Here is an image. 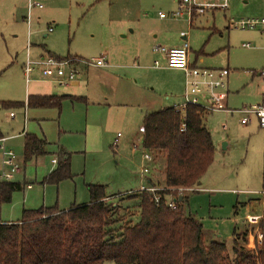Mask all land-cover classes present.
<instances>
[{"label": "rangeland", "instance_id": "rangeland-1", "mask_svg": "<svg viewBox=\"0 0 264 264\" xmlns=\"http://www.w3.org/2000/svg\"><path fill=\"white\" fill-rule=\"evenodd\" d=\"M29 3H37L41 7L29 8ZM249 6L244 0L230 1L225 16L223 12H217L213 21L206 15L201 23L197 20L189 27L186 22L158 17L159 12L168 13L173 9V0H0V66L7 69L10 77L6 86L0 83V97L6 98L0 100L22 102L27 92L31 95L66 94L57 92V88L66 85H57L56 78L55 81H45L38 69L29 76L25 75L27 44L31 60L43 55L85 59L104 55L108 67L99 70L109 72L102 82L93 81L89 91L76 89L82 94H77L71 101L64 99L60 111L56 108H30L25 123L22 116L24 107L5 111L0 106L2 134H18L24 129L26 133L45 138L50 143L47 154L24 164L25 179L32 185L29 189L24 185L23 190L12 193L10 202L0 204V220L16 221L24 208L57 206L67 209L73 203L88 202L89 183L106 185V192L113 194L106 201L108 203L122 205L132 200L134 205L126 208L117 206V209L122 208L125 213L129 209L128 214L135 215L137 219L136 200L121 194L136 190L141 184L140 155H132L127 143L130 134L137 130L141 117H138L136 109L126 104L146 103V110L151 111L183 102L184 74L152 67L154 60H162V56L154 53L152 48L156 45L179 46L182 43L168 44L178 38L180 29L186 31L191 56L202 53V61L197 65L230 69L228 89L233 94L228 96V106L239 107L245 97L244 89L248 92L257 89V84L250 85L249 80L252 76L259 79L256 73L264 66L263 26L242 29L239 24L241 20L259 19L247 14ZM50 27L51 32L48 31ZM161 29H174L162 32L161 38L165 37L168 41L146 38L141 59L121 58L120 53L129 45L127 38H131L132 31L138 34L141 30L156 33ZM133 63L139 64V69L133 68ZM88 68L87 74L97 71L96 68ZM84 69L78 76L80 80L85 79ZM166 95L170 96L169 100L165 99ZM10 111L16 114L12 120L8 118ZM237 119L236 114L231 116L224 111H215L205 115L203 122L209 128L214 143L219 145L226 138L241 132ZM118 132L122 134V143L117 148L112 141ZM7 144L23 161V136H17ZM57 146L70 153L72 177L57 184H43V178L54 168L52 151ZM163 167L164 160L157 157L152 174L157 186H164ZM210 173V170L206 172L201 185L197 186L202 191L186 193L188 199L184 211L201 222L205 242H209L211 237V240L223 241L229 248L234 225L242 221L248 212L243 204L260 195L240 191L250 190L251 187L234 180L233 172L227 174L230 178L228 182L220 178L213 180ZM14 181L24 183L23 173L16 175ZM233 189L238 191H231ZM236 202L242 204L237 215L234 213ZM256 213L253 211L251 215ZM116 214L119 217L122 215L120 210ZM247 230L253 232L251 227ZM231 250L230 247V257Z\"/></svg>", "mask_w": 264, "mask_h": 264}, {"label": "trees", "instance_id": "trees-1", "mask_svg": "<svg viewBox=\"0 0 264 264\" xmlns=\"http://www.w3.org/2000/svg\"><path fill=\"white\" fill-rule=\"evenodd\" d=\"M65 96L29 95L26 102H0L2 108H56L61 110ZM75 98V97H74ZM207 115L201 107L188 105L185 111L173 107L144 115L143 148L153 159L164 160V187L159 202L146 192L129 195L138 199L135 222L120 221L117 206L106 202L105 185L87 184L89 201L72 204L65 210L57 206L22 209L18 221H0V264H264L262 239L253 249L233 230L230 257L220 241L205 244L203 225L184 211L187 195L176 196L179 187L198 186L213 162L215 147L203 125ZM44 139L25 133L24 164L45 154ZM70 154L57 152L56 168L43 178V184H57L71 178ZM20 183L1 186L0 204L11 201ZM172 196L176 207L166 205ZM123 220V219H121ZM124 223V224H123ZM123 224V225H122Z\"/></svg>", "mask_w": 264, "mask_h": 264}, {"label": "crops", "instance_id": "crops-1", "mask_svg": "<svg viewBox=\"0 0 264 264\" xmlns=\"http://www.w3.org/2000/svg\"><path fill=\"white\" fill-rule=\"evenodd\" d=\"M230 1L232 2L233 0H229V3H230ZM173 3H174V7H175L174 0H173ZM244 3H247L250 5L248 7L249 8V12L247 13L248 15H250L254 18H259V19L264 18V0H250V1L244 0ZM174 7H173V9H174ZM171 11H169V12H171ZM216 13L217 12L212 13V14H208V17L214 21ZM223 16H225V12H223ZM160 19H162V18H160ZM201 19L202 18H200L198 20V21H200V23H201ZM170 20H174V19H170ZM178 21L185 22L183 20H178ZM259 26H262V25H259ZM261 29L264 31V26ZM167 30H174V29H161V30H158L156 33H154L153 31L152 32L151 31L145 32V31L141 30L139 34L132 31L131 32V34H132L131 38H129V37L127 38L129 45L127 46L125 51H121V53H120L121 58H125V59L130 58L132 61L141 59L143 56L142 46H143V43L146 42V38H148L150 41H152L153 39H162L163 41H168V39H166L165 37L161 38L162 32L167 31ZM179 31H178V38H176L173 42L169 41V43H171V44H168V45H172V44L179 45L180 43L183 42V40H187V42L189 41V35L187 34L186 39L182 38L180 36V32L183 30H181L180 32ZM44 36H46V35H44ZM263 50H264V46H263ZM189 51H190V53H189L190 62L197 67H201V66L197 65V62L202 61V57H201L202 53L201 54L200 53L194 54V57H192L191 56L192 52H191L190 48H189ZM47 52L51 53L50 51H47ZM154 53L160 54L157 52H154ZM160 55L162 56V60H159V59L158 60L160 61L161 66L160 67H154L152 65V67L158 68V69L162 68V70H164V71H180L177 69H169V68L165 67V57L162 54H160ZM101 57H103L106 62L108 61L104 55H102ZM131 66L133 68H135L136 70L139 69V64L133 63V65H131ZM84 68H86V67H84ZM93 68H96L97 71L96 72L89 71L87 74V70L89 68L84 69L83 71L84 72L86 71L85 73L83 72L84 73L83 76H85L84 80H80V78H77V80L70 83V85H66L63 88L62 87L57 88V92L58 93H60V92L66 93L62 96H65L66 97L65 99H67L69 101L70 99L74 98L77 94H79V95L82 94V93L76 92V89H84L86 91H89L90 90L89 86L93 83V81H96V82L101 81L102 82V79L107 77V75H105V74H109V72H107V71H105V73H104V72H101L99 70V69L106 68V67H93ZM180 72H182V71H180ZM230 72L231 71L229 69V74H230ZM229 74L226 77V94H227V96H226V99L224 101L225 105L228 109L234 110V109H238L242 106L256 105V104H260L262 102L263 94H264V81L261 77H259V79H257L258 77L252 76V78H250V80H249V84L250 85H252L254 83L257 84V86H256L257 89L253 92H248L247 89H244L245 97H243V99L241 101V105L239 107H235V108L230 107L229 108L228 96L230 95V93L233 94V92H230L228 89ZM41 78L46 79V78H43L42 76H41ZM9 80H10V77L8 76L7 69L4 68V66H0V83H2L3 86H6L9 83ZM114 80L117 81L119 79H114ZM45 81H48V79H46ZM73 84H76V85H73ZM183 87H184V83H183ZM244 87H248V86L245 85ZM86 88H88V89H86ZM53 90H54V87H53ZM35 93H37V92H35ZM46 94H40V95H46ZM29 95H31L29 92L25 93L24 101H22V103L26 102V99ZM34 95H39V94H34ZM53 95L59 96L57 94H53ZM182 95H183V92H182ZM182 95H181V98L183 99ZM0 99H6V98L0 97ZM165 99L169 100L170 96L166 95ZM84 100L86 102V99H84ZM2 101L6 102L4 100H0V102H2ZM146 105H147L146 103L145 104H137V105L136 104H130V105L126 104V106H132L133 109H136L138 117L139 118L141 117V122H140L137 130L135 132H132L130 134V138L127 140L128 145L131 147L130 153L136 157L138 155H140V168L144 165V162L142 161V154L145 151V149L142 146V142H143V131H141L142 120H143V117L145 114L151 113V111L152 112L157 111V110L147 111ZM167 107H172V106H166L163 108H167ZM163 108H160V109H163ZM2 109H4L5 111L8 110L7 108H2ZM10 109H12V108H10ZM29 109L30 108H28L27 106L24 107V110H23L24 112L22 115L24 123L26 122L27 110H29ZM160 109H158V110H160ZM9 113H8L9 119L12 120L16 117V114L13 118L10 117ZM226 113L230 114L231 116L233 114H236L239 118V114H237V113H234V112H226ZM237 123H238L237 126L241 132L238 134H234V136H232L231 138L230 137L226 138V141L220 142L219 145H216L214 143L213 137L211 135L212 141H213V144L215 147V154H214L213 162L209 166V168L207 169L206 172H209V170H210L211 173L209 176H211L213 178V180L215 178H218V179L220 178V179H224L226 182H228L230 180V178L227 176V174H229V172H233L234 174H232V176L234 177V180H236V181L240 180L239 184H243L247 187H251L250 190L249 189H242L240 191H245V194H248V195H254V194L260 195L257 193V191H260L264 185V130L259 126V124L257 123L255 118H253L252 121L247 125H241L239 123L238 119H237ZM203 125L205 126V128H207L206 124L204 122H203ZM207 129L209 130V128H207ZM20 132H24V135L26 133L24 129ZM209 132H210V130H209ZM18 134L4 135L0 132V135H3V136H12V135H18ZM210 134H211V132H210ZM24 135H23V142H24ZM36 137H38V136H36ZM121 137H122V134L120 132H118L116 134V137L112 141V145H114L115 147L118 148V146L122 143V141L120 139ZM38 138L44 139L46 141L47 144L44 146L43 150H44L45 154H47L48 153L47 148L50 145V143L47 142V140L45 138H41V137H38ZM60 149L66 151L62 146H57L55 151H52L53 158L51 161H52V164L54 165V168L52 170H50V172H52L56 168L57 152ZM148 166H150V173H148L146 178L150 182L156 184L153 181V177H152V174H153L154 168H155V160L152 164H148ZM24 172H25V170H24V164H23V169H22L21 173H23L24 183H20V184L23 186V188L25 185V188L29 189L26 187V185H28V184L32 185V182L27 181L25 179ZM139 172H140V169H139ZM139 176H140V173H139ZM202 178H201L200 182L198 183V185H201ZM240 182H242V183H240ZM14 183H19V182H14ZM89 184H91V183H89ZM105 191H106V185H105ZM231 191H238V190L233 189ZM250 191H254V192H250ZM106 195L110 196L113 194H109L106 192ZM133 200H136L135 204L138 203V199H133ZM131 201L132 200L125 201V203H123L124 205L123 204L117 205V203H115L114 205L122 206V208H126L127 206L134 205V204H131ZM82 203H87V202H82ZM82 203H79V204H82ZM238 203L239 202H236V204L234 206V213L236 215L239 212L240 206H242V204H238ZM73 204H75V203H73ZM243 206L248 211L247 214L245 215V217L248 214H251L253 211L257 212L255 215H261V217H262L259 225H253L252 226V231H253L252 233L249 230H247V227H249V226L247 225V221L245 220V217L242 219V221H240L238 224H235L233 227L235 234L238 236L241 235L240 231H242V230H243L242 234L246 233L245 246H247L249 249H253V248H255V246L257 244H259V241L261 242V239H262V236H261L260 240L257 239V232H258V234L261 233L260 225L264 227V197L262 195H260V197H258V198L250 199V201L245 202L243 204ZM122 208L117 209V211L118 210L121 211L122 215H120V214L119 215H120V218L123 220L118 219L119 222H115L114 227L120 226V223H121L120 221L133 220L135 222V220H136L135 215L131 216L130 214H128L129 209H127V211L125 213ZM65 209L66 208H64V209L60 208V210H65ZM249 211H252V212H249ZM259 211L260 212L263 211V212H261V214H259ZM188 213H190V212H188ZM117 217H118V215H117ZM19 219H17L16 221H18ZM7 222H14V221H7ZM261 235H262V233H261ZM203 237H204V242H205L206 236H205L204 228H203ZM231 237H232L231 238V245L229 246V248H227L228 250H230V247L231 248L233 247V236H231ZM211 239H213V238L210 237L209 242L210 241L223 242L221 240H211ZM209 242H205V244H207ZM228 252L230 254V251H228Z\"/></svg>", "mask_w": 264, "mask_h": 264}, {"label": "built area", "instance_id": "built-area-1", "mask_svg": "<svg viewBox=\"0 0 264 264\" xmlns=\"http://www.w3.org/2000/svg\"><path fill=\"white\" fill-rule=\"evenodd\" d=\"M174 2L175 7L171 12H159L158 16L162 19L183 20L189 27H192L195 21L208 14L226 12L229 8V0H174ZM34 6L41 7L37 3H29L28 5L29 8ZM239 24L242 29H254L259 25L264 26V18L241 20ZM48 31L51 32L52 27ZM180 36L186 39L187 32L181 31ZM152 51L164 55L165 67L180 70L184 74L183 102L172 106L176 111L183 113L186 106L194 105L201 107L206 114L215 111L234 112L239 114L238 121L241 125H247L255 118L259 126L264 130V94L260 104L242 106L234 110L226 107L224 101L227 96L226 77L229 74V69H211L193 65L189 60L190 51L187 40H183L181 45L173 47L156 45L152 48ZM28 53L29 44H27V60L24 66L25 75L29 76L35 69H38L40 76L48 80L51 79L52 81H55L54 79L56 78L57 85L60 86L68 85L76 81L84 67H108V63L101 56L85 59L76 56L59 58L54 55H43L37 60H31ZM153 66L160 67V61L157 59L154 60ZM256 74L264 81V66ZM9 116L13 118L15 113L10 112ZM141 131H143V128H141ZM20 135L23 136L24 132L12 136L0 135V191L3 184L14 183L16 175L22 172L24 161L20 160L7 144L9 140ZM142 161L144 165L140 168L139 172L141 178L139 188L129 190L121 195H132L146 191L158 203L160 196L157 192L162 190L164 186H157L146 178L148 173H150V166L148 164L154 162L152 154L144 151ZM26 187L30 188L31 185L28 184ZM200 191L202 190L197 186L179 187L175 197L181 198L188 192ZM257 193L264 197V185ZM166 205L171 209H175L176 204L172 196L166 198ZM261 218V215L250 214L246 217L247 225L251 228L253 225H259ZM261 236V233L258 234L257 232L258 240H260Z\"/></svg>", "mask_w": 264, "mask_h": 264}, {"label": "water", "instance_id": "water-1", "mask_svg": "<svg viewBox=\"0 0 264 264\" xmlns=\"http://www.w3.org/2000/svg\"><path fill=\"white\" fill-rule=\"evenodd\" d=\"M179 200H181V198H179Z\"/></svg>", "mask_w": 264, "mask_h": 264}]
</instances>
